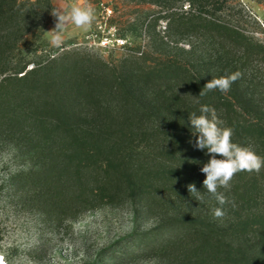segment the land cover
I'll use <instances>...</instances> for the list:
<instances>
[{"label": "trees", "instance_id": "1", "mask_svg": "<svg viewBox=\"0 0 264 264\" xmlns=\"http://www.w3.org/2000/svg\"><path fill=\"white\" fill-rule=\"evenodd\" d=\"M129 1L158 7L138 23L147 29L164 20L170 41L157 35L168 50L131 46L108 60L76 49L45 58L38 42L55 18L53 0H0V139L32 165L12 184L30 190L55 223L129 201L161 216L127 246L129 261L264 264V168L239 172L230 190L220 189L229 203L214 218L220 205L201 171L211 155L193 147L188 119L202 105L213 107L233 143L264 157V43L242 27L243 8L231 11L235 0ZM195 37L205 42L179 45ZM236 72L227 92L203 90ZM190 183L204 202L190 195Z\"/></svg>", "mask_w": 264, "mask_h": 264}, {"label": "rangeland", "instance_id": "2", "mask_svg": "<svg viewBox=\"0 0 264 264\" xmlns=\"http://www.w3.org/2000/svg\"><path fill=\"white\" fill-rule=\"evenodd\" d=\"M76 2L53 0L56 8L65 4L72 6ZM89 2L96 17L90 30L73 37H63L62 34V42L54 45L48 32L56 21L50 19L42 40L38 42V55L52 58L66 51L85 49L111 60L128 52L131 46H141L142 50L149 52L168 50L158 39L159 35L170 41L164 20L147 29L138 23L139 16L153 13L157 6L129 0ZM188 7L187 3L184 9ZM179 8L178 5L175 7ZM232 8L233 13L243 8L241 12L246 16L242 27L264 43V0H235ZM119 29L127 35L121 37ZM154 32L157 41L152 44L151 34ZM106 38L107 45H102ZM204 42V38H185L179 45L190 49L192 44L197 46ZM32 67L31 63L28 69ZM31 168L26 155H22L12 142L0 139V256L4 257L5 264H163L153 257L134 261L123 259L127 246L145 232L156 229L163 220L161 216L148 215L141 203L129 201L87 212L78 219L55 223L41 214L42 207L31 197L30 190H18L12 184L13 175Z\"/></svg>", "mask_w": 264, "mask_h": 264}, {"label": "clouds", "instance_id": "3", "mask_svg": "<svg viewBox=\"0 0 264 264\" xmlns=\"http://www.w3.org/2000/svg\"><path fill=\"white\" fill-rule=\"evenodd\" d=\"M52 16L55 17V27L48 33L51 34V42L54 45L62 42V33L67 24L71 23L77 28H88L96 18L95 9L89 0H77L67 10L55 8L52 10ZM239 76L240 73L236 72L212 78L205 84L203 90L227 92ZM203 90L200 95L205 94ZM188 119L193 135L197 137L193 147L207 149V154L211 155V159L201 168L206 176L203 186L220 205L212 211L214 218L222 219L225 216L223 206L229 201L220 189L230 190L231 181L239 172L259 173L264 168V157L258 155L251 145L241 146L233 143V130L224 126V121L219 118L215 108L202 105L199 114L192 112ZM187 188L192 197L204 202L205 196L197 190L194 183L188 184ZM0 264H5L3 256H0Z\"/></svg>", "mask_w": 264, "mask_h": 264}, {"label": "crops", "instance_id": "4", "mask_svg": "<svg viewBox=\"0 0 264 264\" xmlns=\"http://www.w3.org/2000/svg\"><path fill=\"white\" fill-rule=\"evenodd\" d=\"M59 8H63V9H65V10H67L68 8H70V5L69 4H65L64 6H62V7H59ZM55 27V25L53 26V28ZM52 28V29H53ZM90 28H91V26L90 27H88V28H77L75 25H73V24H71V23H69V24H67L66 25V27H65V29L63 30V37L64 36H66V37H73V36H78V35H81V34H84V33H86L87 31H89L90 30ZM51 29V30H52ZM50 30V31H51ZM48 32V31H47ZM50 36H51V34L50 33H48Z\"/></svg>", "mask_w": 264, "mask_h": 264}, {"label": "built area", "instance_id": "5", "mask_svg": "<svg viewBox=\"0 0 264 264\" xmlns=\"http://www.w3.org/2000/svg\"><path fill=\"white\" fill-rule=\"evenodd\" d=\"M100 28H102V25L100 24V26H99ZM108 38H106V40H103L102 42H101V44L102 45H107V43H108ZM117 41H120V40H117Z\"/></svg>", "mask_w": 264, "mask_h": 264}]
</instances>
